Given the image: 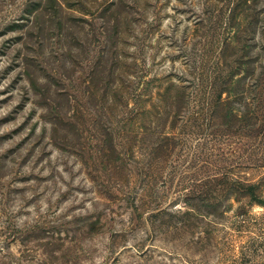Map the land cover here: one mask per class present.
Returning a JSON list of instances; mask_svg holds the SVG:
<instances>
[{
	"label": "rangeland",
	"instance_id": "1",
	"mask_svg": "<svg viewBox=\"0 0 264 264\" xmlns=\"http://www.w3.org/2000/svg\"><path fill=\"white\" fill-rule=\"evenodd\" d=\"M0 264H264V0H0Z\"/></svg>",
	"mask_w": 264,
	"mask_h": 264
},
{
	"label": "trees",
	"instance_id": "2",
	"mask_svg": "<svg viewBox=\"0 0 264 264\" xmlns=\"http://www.w3.org/2000/svg\"><path fill=\"white\" fill-rule=\"evenodd\" d=\"M239 67H237L238 71H242V68L240 65H243V62H236ZM233 73L230 71L228 75L227 85L220 88V90L217 91V94L215 97H213L210 101H208L207 109H209V128H212L213 125H216L215 123L219 120L224 121V127H233L236 126V124L242 122V121H249L250 118L248 117V113L241 114L238 113L233 107L232 102L230 101V98L233 95V92L231 90V85L233 82H237V80H233L234 78ZM226 83V82H225ZM229 87V88H228ZM226 93V98H221V94ZM232 94V95H231ZM175 98V97H173ZM174 107V106H172ZM176 113L175 111H173ZM169 132H164L165 139H171V134H168ZM219 184L224 188H222V191H225L226 189V196L229 198H242V197H250L252 198V201L257 204H261L262 202L259 200V195H262V184L260 183H251L249 181H243L240 178H238L235 174L225 176L221 179ZM229 184V187L226 188L225 186Z\"/></svg>",
	"mask_w": 264,
	"mask_h": 264
}]
</instances>
